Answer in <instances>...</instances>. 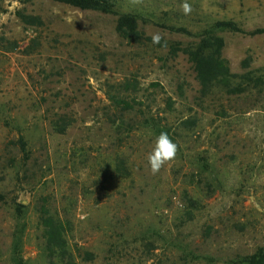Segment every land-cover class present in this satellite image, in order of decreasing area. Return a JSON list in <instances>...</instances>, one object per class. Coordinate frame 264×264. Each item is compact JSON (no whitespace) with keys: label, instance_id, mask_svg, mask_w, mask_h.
I'll use <instances>...</instances> for the list:
<instances>
[{"label":"rangeland","instance_id":"374dc122","mask_svg":"<svg viewBox=\"0 0 264 264\" xmlns=\"http://www.w3.org/2000/svg\"><path fill=\"white\" fill-rule=\"evenodd\" d=\"M183 2L0 0V264H48L47 217L74 264H247L264 248V36L247 35L264 0ZM122 15L138 40L116 33ZM210 35L223 47L206 77L221 62L234 81L204 92L170 47ZM161 131L178 152L153 175Z\"/></svg>","mask_w":264,"mask_h":264},{"label":"trees","instance_id":"16d2710c","mask_svg":"<svg viewBox=\"0 0 264 264\" xmlns=\"http://www.w3.org/2000/svg\"><path fill=\"white\" fill-rule=\"evenodd\" d=\"M20 3H27L31 0H16ZM52 2L67 5L82 11H95L101 13H111L120 0H51ZM222 30L245 34L239 30L235 24L232 22H219L216 25ZM116 33L118 36L125 41H136L139 38L137 32V20L134 16L131 15H122L119 16L116 20ZM249 36H264V27L257 29L249 34ZM223 47V41L213 35L208 36L207 38H202L194 49H180L179 47H170V53L172 55L181 52L186 55L188 61L192 64L194 72L196 73L197 79L199 80L202 91L207 92L212 88V81L218 80L222 81V86L224 89H228L231 86V83L234 80H230L228 77L227 68L222 65L220 62L218 67H221L223 72L214 77L213 79H208L206 76L205 66L208 64V60H213L215 63L219 61V52ZM224 74L223 76H221ZM207 78V79H206ZM249 82V81H247ZM261 86H264V82L261 83ZM229 92L228 94H230ZM44 223V236H45V245L44 249L47 252L46 259L48 264H74L73 257L70 255L64 234L63 227L60 221L53 219V217H47L42 220ZM247 264H264V248L258 249L253 255H250L245 258Z\"/></svg>","mask_w":264,"mask_h":264},{"label":"clouds","instance_id":"9594fccd","mask_svg":"<svg viewBox=\"0 0 264 264\" xmlns=\"http://www.w3.org/2000/svg\"><path fill=\"white\" fill-rule=\"evenodd\" d=\"M143 0H130L133 5H139ZM181 10L185 15L192 12V5L184 0L181 4ZM164 38L159 34H153L151 37L153 44H161ZM166 46V44H165ZM178 145L171 139L166 131H161L155 138L152 150L148 153L146 159L151 174L156 175L160 170L176 158Z\"/></svg>","mask_w":264,"mask_h":264}]
</instances>
